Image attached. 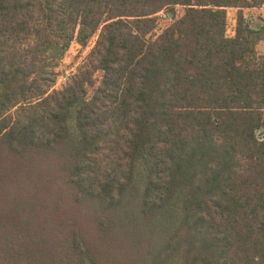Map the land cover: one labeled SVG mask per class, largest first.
<instances>
[{"label": "trees", "instance_id": "1", "mask_svg": "<svg viewBox=\"0 0 264 264\" xmlns=\"http://www.w3.org/2000/svg\"><path fill=\"white\" fill-rule=\"evenodd\" d=\"M261 5L0 0V264H264Z\"/></svg>", "mask_w": 264, "mask_h": 264}, {"label": "rangeland", "instance_id": "2", "mask_svg": "<svg viewBox=\"0 0 264 264\" xmlns=\"http://www.w3.org/2000/svg\"><path fill=\"white\" fill-rule=\"evenodd\" d=\"M173 14L176 18L180 17L183 14V8L179 6L175 7ZM238 14H241V17L244 23L253 26L254 24L258 23L259 20H264V5H261L258 7L242 8L240 10L236 8H226L225 9V22H226L225 34L227 36L234 35V30L236 26V18ZM157 17H158L157 18V28L155 30L156 34H158L164 26L171 23V20L169 19L170 17L169 13L164 14L160 12L157 14ZM95 39L96 37L90 38L84 45H78L77 43L74 42V40L70 42L69 47L64 52L61 59L57 62V66L55 68V73H56L55 81L59 77L63 76L66 72H72L73 73L72 75L76 73L78 68L84 63L88 52L93 47ZM254 49L258 55H264V40L258 42L255 45ZM94 79H95V83L97 84L100 79L99 72H95ZM55 81L50 90H58L64 86V85H56ZM49 163L50 161L46 160L45 162L42 163V167L46 168ZM38 170L39 168L35 167V169H33V172H36ZM43 171H47V170L43 169ZM56 175H57L56 164H55V161H53L52 165L50 166L49 173L44 175L42 182H45L47 185H52L54 182H57ZM65 208H66V205H65ZM70 211H71L70 208H68V210L67 208L64 210V208L61 207L59 209V213L70 214L69 213Z\"/></svg>", "mask_w": 264, "mask_h": 264}, {"label": "built area", "instance_id": "3", "mask_svg": "<svg viewBox=\"0 0 264 264\" xmlns=\"http://www.w3.org/2000/svg\"><path fill=\"white\" fill-rule=\"evenodd\" d=\"M72 74H73L72 72H66L63 76L56 79L55 84L65 85L70 80V78L73 76Z\"/></svg>", "mask_w": 264, "mask_h": 264}]
</instances>
